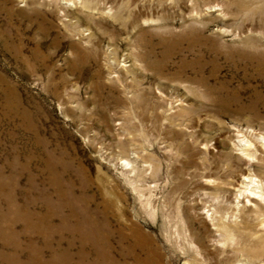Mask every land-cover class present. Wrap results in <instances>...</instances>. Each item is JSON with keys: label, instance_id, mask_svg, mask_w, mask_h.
I'll use <instances>...</instances> for the list:
<instances>
[{"label": "rangeland", "instance_id": "rangeland-1", "mask_svg": "<svg viewBox=\"0 0 264 264\" xmlns=\"http://www.w3.org/2000/svg\"><path fill=\"white\" fill-rule=\"evenodd\" d=\"M136 256L264 264V0H0V264Z\"/></svg>", "mask_w": 264, "mask_h": 264}, {"label": "bare ground", "instance_id": "bare-ground-1", "mask_svg": "<svg viewBox=\"0 0 264 264\" xmlns=\"http://www.w3.org/2000/svg\"><path fill=\"white\" fill-rule=\"evenodd\" d=\"M248 184L249 183H251L249 180H247L246 181ZM107 202H109V201H107ZM107 204V203H106ZM111 204V203H110ZM105 205V204H104ZM105 206H108V205H105ZM111 206V205H110ZM106 210V209H105ZM88 219V218H87ZM86 222V221H85ZM86 225V224H85ZM80 226V225H79ZM78 226V227H79ZM93 226V225H92ZM87 226H84V228L83 229H85ZM96 228V227H95ZM80 230V229H79ZM97 231V230H96ZM100 231V230H99ZM82 232V231H81ZM88 236V235H87ZM106 237H107V235H105ZM122 236V235H121ZM89 239H91V241H89V240H84V241H87V243L88 242H90L91 243V245H93L94 247H95V249L97 250V252H98V254L102 257V255L104 256V258L106 259V260H111V258H110V250H111V247L109 246V244H108V242H107V240H104V239H102V238H98L97 236H96V233H95V231H91L90 232V234H89ZM123 238V237H122ZM125 239V238H124ZM125 246V245H124ZM91 247V246H90ZM138 248V243H134V244H132L130 247H128V249H127V251H122L123 253L121 254V256H122V259H123V256H124V254L125 253H129L130 251H132L134 248ZM123 248V247H122ZM121 248V249H122ZM102 252H104V253H102ZM132 253V252H131ZM126 256V255H125ZM124 256V257H125ZM133 256V255H132ZM116 257V256H115ZM119 257V256H118ZM121 258V257H120ZM135 259H134V262L136 263V264H146L143 260H141L140 258H138L137 256L136 257H134ZM100 259V258H99ZM98 259V260H99ZM97 261V260H96ZM112 261V260H111ZM110 261V262H111ZM140 261H143L142 263H140ZM147 262V261H146ZM92 263V262H91ZM106 263V262H105ZM132 263V262H131ZM113 264V263H112ZM117 264V263H116Z\"/></svg>", "mask_w": 264, "mask_h": 264}]
</instances>
